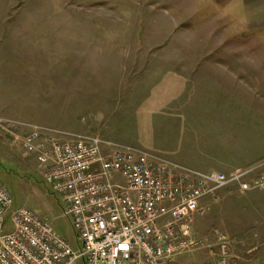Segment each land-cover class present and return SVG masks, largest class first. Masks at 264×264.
<instances>
[{
  "label": "rangeland",
  "instance_id": "obj_1",
  "mask_svg": "<svg viewBox=\"0 0 264 264\" xmlns=\"http://www.w3.org/2000/svg\"><path fill=\"white\" fill-rule=\"evenodd\" d=\"M1 120L95 135L198 171L259 165L264 0H0ZM8 135L0 125V185L76 249L63 204L32 157L3 144ZM252 203L264 209V195L237 191L212 207L194 224L199 251L175 264H218L224 232L235 239L228 264H264V211H245Z\"/></svg>",
  "mask_w": 264,
  "mask_h": 264
},
{
  "label": "built area",
  "instance_id": "obj_2",
  "mask_svg": "<svg viewBox=\"0 0 264 264\" xmlns=\"http://www.w3.org/2000/svg\"><path fill=\"white\" fill-rule=\"evenodd\" d=\"M1 122L9 135L23 130L22 150L63 204L77 248L0 185V264H170L201 244L194 223L223 192H264L258 166L198 171L131 146L103 151L97 136L58 141L37 124ZM217 238V263L228 264L233 241Z\"/></svg>",
  "mask_w": 264,
  "mask_h": 264
},
{
  "label": "crops",
  "instance_id": "obj_3",
  "mask_svg": "<svg viewBox=\"0 0 264 264\" xmlns=\"http://www.w3.org/2000/svg\"><path fill=\"white\" fill-rule=\"evenodd\" d=\"M178 72H180V71H176V70H174V71H172L171 72V74L172 75H174V76H172V78L170 79V80H168V81H166L169 85L171 84V83H173L174 81H175V79H178V76H177V73ZM168 74H170V73H168ZM174 77V78H173ZM189 78H192V79H194V77L193 76H191V77H189ZM173 79V80H172ZM166 82H164V83H166ZM160 84V83H159ZM156 86H157V84H156ZM171 92H173V91H171ZM170 92V94H168L169 95V99L171 100L173 97H174V95L175 94H173V93H171ZM171 111V110H170ZM172 112V111H171ZM154 113H155V111H154ZM173 116V115H172ZM170 117H171V114H170ZM49 130H51L52 131V135H53V137L56 139V140H60V141H65V142H71V141H73V140H75V138L77 137V136H95V135H90V134H87V133H78V132H61V131H55V130H53V129H50L49 128ZM12 136V137H11ZM7 137V136H6ZM22 135H17L16 133L15 134H13V135H8V137H7V139L5 140L6 141V143H3V144H5L6 146H7V148L8 147H19L20 149H21V151H22V154L25 156V155H29V156H31L32 157V159L34 160V162L36 163V158H35V156L34 155H32V154H27V153H25L24 154V152H23V150H22V145L20 144L21 143V140H22ZM101 140V139H100ZM16 144H14V143ZM103 143H104V145L102 146V150L103 151H111L112 150V148L113 147H115V146H118V145H121V144H118L117 142H114V141H111V140H109V141H102ZM20 144V145H19ZM2 145L0 144V147H1ZM125 146H126V144H125ZM131 147H135V146H133V145H130ZM129 145H128V147H130ZM136 149V148H135ZM138 149H140V148H138ZM147 153V152H146ZM148 154H149V152H148ZM150 155V154H149ZM160 157H162V156H160ZM156 158V157H155ZM157 158H159V157H157ZM156 158V160H161V161H163L164 159L166 160L167 159V161L168 160H170V159H168V158H164V157H162L163 159H157ZM170 162V161H169ZM176 162V161H175ZM175 165H176V163H175ZM256 166H258V169L260 170H264V160H262L260 163H259V165H256ZM238 190H233L232 192H223L221 195H222V197H221V199H220V201L219 202H214V203H209L208 204V210H207V212L212 208V207H214L215 205H217V204H221V203H223L227 198H229L230 196H232L233 195V193H235V192H237ZM249 191H251V190H249ZM249 191H247V192H249ZM238 192H241V193H244V192H242V191H238ZM258 192H260V191H258ZM260 193H262L263 195H264V192H260ZM252 208L250 209H247V206H246V209H244L245 211H253V212H260V211H264V209H262L263 207H261L259 204H253L252 203ZM200 218H202V217H198L197 219H196V221L198 220V219H200ZM254 220H255V218H254ZM254 220L252 221V225H253V227H256L257 226V224H256V222H254ZM259 220V219H258ZM196 221H195V223H196ZM194 223V224H195ZM193 230H194V226H193ZM217 230V229H216ZM216 230H215V232H216ZM217 231H220V230H217ZM195 233H196V235H202L201 233H197V230H195ZM253 233L255 234V235H257L256 233V231L254 230L253 231ZM224 234L227 236V237H229L230 238V240L232 239L233 241H234V243H235V239H233V238H231L229 235H228V233H226V232H224ZM198 236V237H199ZM200 238V237H199ZM202 240V239H201ZM231 240V241H232ZM238 244V243H237ZM199 250H195V249H193V250H191V251H187V252H184V253H182V255L183 254H188V253H193V252H198ZM182 255H179V256H177V257H175L174 258V261L173 262H171L172 264H175L176 263V261H177V259L179 258V257H181ZM203 256L205 257V258H207V255H206V253L205 254H203ZM202 262H204L203 260L202 261H200L199 263H197V264H201Z\"/></svg>",
  "mask_w": 264,
  "mask_h": 264
}]
</instances>
